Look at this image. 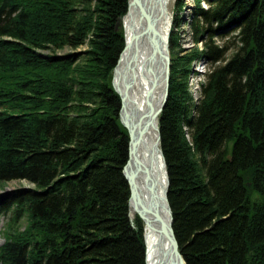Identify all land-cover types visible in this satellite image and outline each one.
Listing matches in <instances>:
<instances>
[{"label": "trees", "instance_id": "obj_1", "mask_svg": "<svg viewBox=\"0 0 264 264\" xmlns=\"http://www.w3.org/2000/svg\"><path fill=\"white\" fill-rule=\"evenodd\" d=\"M175 0L159 117L168 202L186 264H264V0ZM127 0H0V264H145L121 172L127 130L112 69ZM181 22V23H180ZM188 23L197 47L181 54ZM235 33L233 50L211 38ZM84 51L43 54L50 45ZM212 67L195 104L193 61ZM190 135L187 139L186 134ZM20 220L23 221L19 226Z\"/></svg>", "mask_w": 264, "mask_h": 264}, {"label": "bare ground", "instance_id": "obj_2", "mask_svg": "<svg viewBox=\"0 0 264 264\" xmlns=\"http://www.w3.org/2000/svg\"><path fill=\"white\" fill-rule=\"evenodd\" d=\"M130 4L127 7L125 15L121 18L120 26L123 29L124 46L123 50L119 55V62L115 68V73L113 77L114 85L122 96V104L124 106L122 113L120 114L123 122L132 129V124H134L138 118L141 109L145 105L146 99V89L149 82L154 80L156 76L157 84L154 88V99L153 104H158L164 89L163 69L157 62L152 64V73L147 69L146 66V53L149 49L147 47V39L143 34L145 25L143 24L141 10H145L148 14L149 19L152 21L156 19L155 24L160 31L165 32L169 26L170 15L168 12L169 0H129ZM134 2L136 5H134ZM160 3H164L165 10L162 9ZM160 6V7H159ZM203 60H194L190 66V71L194 72V66ZM203 72V70L201 71ZM202 75V73H200ZM188 76V75H187ZM201 78L196 81V88H198ZM135 134L134 129L130 131ZM187 139H190V135L186 134ZM156 132L150 131L147 135L146 141L139 146L136 150V157L130 165L133 166L134 171L132 172V179L134 180V186L138 189L140 193V199L142 202L147 201L149 193L150 181L156 182L155 188L153 190L154 197L152 199V204L156 210V213L163 216L168 220L166 205L163 202L162 189L166 185V174L163 168L164 162L161 157L157 155L156 145ZM147 166L150 170L149 173L144 170ZM130 216L133 219L136 218L137 213L131 207L129 211ZM128 216V213H127ZM130 220V217H129ZM130 224L134 227L133 224ZM159 228V225H155ZM174 228V227H173ZM176 237V236H175ZM145 238V249L144 250L145 264H159L160 259L164 256V253L168 250V241L164 237H161L155 231L144 230ZM178 241V239H177ZM179 248V242H178ZM182 258L181 248H179ZM186 264V259H185Z\"/></svg>", "mask_w": 264, "mask_h": 264}, {"label": "water", "instance_id": "obj_3", "mask_svg": "<svg viewBox=\"0 0 264 264\" xmlns=\"http://www.w3.org/2000/svg\"><path fill=\"white\" fill-rule=\"evenodd\" d=\"M128 5L130 4V1H127ZM134 5H136L134 2H131ZM160 6L163 10H165L164 3H160ZM159 6V7H160ZM140 13L142 14L143 24L145 25L143 34L146 36L147 39V47L149 48L147 50L145 60H146V66L147 69L152 73L154 71L152 69V64H156L157 62L163 69V77L162 80L164 81V89H163V95L158 102V104H153L154 99V88L157 84L156 76L154 77V80L149 82V85L146 89V99H145V105L141 109L139 113L138 120L132 124V129H134L135 134L133 132L130 133L132 129H130L129 126H127L123 122V126L126 127L127 133H128V142H127V154L126 158L124 159L125 162L122 165L121 172L125 177L126 182L129 186V197L127 201L128 205V216L130 217L131 223L133 224V218L130 216L129 211L131 207L134 209V212L137 213V215L141 218L143 222L144 230L146 231H155L158 235L161 237H164L168 241V250L164 253V256L160 259L159 264H185V259L182 258L181 253L178 248V241L177 237H175L174 228L172 226L173 223V214L171 205L168 202V187H169V181H168V172L166 170V160L164 159L163 153L161 148L159 147L160 144V129L158 124V119L160 116L161 111L165 107L166 100L169 95V77H170V64H171V57H169V46H168V33L169 28H167V31L165 32L160 31L157 28V25L155 24L156 19L150 20L148 17V14L145 12V10H141ZM122 17H118L116 20V28H120V21ZM121 53V52H120ZM120 55V54H119ZM119 58V56H118ZM119 62V59H117L116 65L113 68V76H112V85L116 93L120 95V110L118 116L120 117L121 123L122 118L120 114L123 111V104H122V96L121 93H119L114 85L113 77L115 68ZM150 131L156 132V145L155 148L157 149V155L161 157L162 161L164 162L163 168L165 170L166 174V185L163 187L161 196L163 197V202L166 205L167 209V215L168 220H166L163 216L156 213V210L154 208V205L152 204V199L154 197L153 190L155 188L156 182L151 180L149 189H148V199L145 202H142L140 199V193L138 192V189L136 186H134V180L132 179V172L134 171L133 166L130 165L135 159L136 150L139 146H141L144 141L147 139V135L150 133ZM135 162V161H134ZM144 167V166H143ZM144 170L147 171V173L150 172L149 168L147 166L144 167ZM155 225H159V228ZM144 238V233H143ZM144 249H145V238H144ZM146 249H145V256H146ZM145 261V257H144ZM146 262V261H145Z\"/></svg>", "mask_w": 264, "mask_h": 264}, {"label": "rangeland", "instance_id": "obj_4", "mask_svg": "<svg viewBox=\"0 0 264 264\" xmlns=\"http://www.w3.org/2000/svg\"><path fill=\"white\" fill-rule=\"evenodd\" d=\"M169 4H168V12H169V15H170V23L172 24V19L174 18V14L176 13L175 12V9H174V3L175 1L174 0H169ZM193 0H186V6L185 8L183 9V13H181L179 15V20L180 21H187L188 18H189V15L191 13V7L193 5ZM203 6L207 5L206 2H203L202 3ZM187 19V20H186ZM181 23V22H180ZM179 40H178V45L180 46L181 50H183V53H185V51H190L191 49L197 47L199 50L203 49V43L201 41H198L196 42V45L193 44L192 40H191V34H190V30H189V26H188V23L186 24H181L180 25V28H179ZM235 35V33H230L229 35H226V36H218V37H213L211 38V40L217 45V44H220V45H226L228 46V50L226 52V56L229 57L230 56V53L232 52L233 50V43L232 42H235V39L233 38ZM86 48V43H84L83 45H80L78 46L76 49H73V48H70L68 46H63L61 48H57V47H54L52 45H50L49 48H39L37 49L36 51L37 52H41L43 54H50V53H56L58 56H61V55H65V54H68V53H72V51H84ZM212 68L209 64H202V62L200 63H197L196 66H194V72L188 74L187 76V86L189 87V90L190 92L192 93V96L193 97H196L198 96V90H196V81L199 80L200 78L203 79V76L200 74L202 73L201 71L202 70H206L208 72V70ZM32 189V185L22 179V180H11V181H7V182H4V183H0V193H11L12 191L14 190H17V189ZM10 215H6V216H1L0 217V246L2 245V242L4 240V233H2L4 230H5V227H6V224H7V221L9 219ZM23 224V221L20 220V223H19V226H22Z\"/></svg>", "mask_w": 264, "mask_h": 264}]
</instances>
